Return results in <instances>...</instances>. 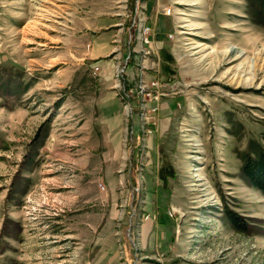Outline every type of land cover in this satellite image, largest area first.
I'll use <instances>...</instances> for the list:
<instances>
[{
    "label": "rangeland",
    "instance_id": "1",
    "mask_svg": "<svg viewBox=\"0 0 264 264\" xmlns=\"http://www.w3.org/2000/svg\"><path fill=\"white\" fill-rule=\"evenodd\" d=\"M0 133V264H264V195L242 174L264 148V27L246 0H0Z\"/></svg>",
    "mask_w": 264,
    "mask_h": 264
},
{
    "label": "trees",
    "instance_id": "2",
    "mask_svg": "<svg viewBox=\"0 0 264 264\" xmlns=\"http://www.w3.org/2000/svg\"><path fill=\"white\" fill-rule=\"evenodd\" d=\"M249 6L250 14L252 15L253 22H256L257 25H261L264 27V0H260V3H257L258 0H246ZM258 4V6H257ZM132 61L129 62L128 65H131ZM42 130L39 132L37 138H39V135L41 134ZM0 133V148H8L7 147V140L5 138H1ZM33 139L28 146H30L31 149H34V147L38 148L36 145V142L38 139ZM34 154V153H33ZM254 155L249 154L242 165V174L247 182L255 189H258L263 195H264V148L261 146H257L254 150ZM34 158V157H33ZM32 158V159H33ZM30 156H26L24 158V162L22 163V167L29 162V160H32ZM226 216L229 219V222L231 225L235 228V230L239 232H249L250 226L248 222L240 215L233 211L227 210ZM8 223V221H7ZM6 223V224H7ZM5 235V234H4Z\"/></svg>",
    "mask_w": 264,
    "mask_h": 264
},
{
    "label": "crops",
    "instance_id": "3",
    "mask_svg": "<svg viewBox=\"0 0 264 264\" xmlns=\"http://www.w3.org/2000/svg\"><path fill=\"white\" fill-rule=\"evenodd\" d=\"M166 17H160V19H162V20H164ZM166 19H168V18H166ZM165 19V20H166ZM146 22H144L143 24H141V20H140V23H139V25H138V27H139V29L141 28V25H144V24H146V25H153V24H155L154 22H148L147 20H145ZM158 25L160 24V21H159V23H157ZM158 25H156V26H158ZM159 28H160V26H159ZM159 30V29H158ZM140 32H141V29L139 30ZM160 31V32H159ZM156 34H155V36L153 35V40H154V44H153V48H154V50L155 51H161V50H164L165 48H166V44H164V43H162L161 42V38L162 37H164V38H167L168 39V41H169V34H164V33H162L163 31H161V28H160V30H159ZM141 38L139 37V38H137V40H139V41H141L140 40ZM140 43V42H139ZM99 47V46H98ZM144 46L143 45H141V43L138 45V47L136 48V50H135V52L137 53V54H139L138 53V51L139 50H141L142 48H143ZM152 48V47H151ZM97 60H99V57L98 56H96L95 57ZM102 68V67H101ZM110 68H111V64L108 62V63H106L105 65H104V67L102 68V70H103V73H104V75L105 76H107L109 73H111L110 72ZM114 89H116V87H112V90H114ZM120 102V101H119ZM120 104L122 105V103L120 102ZM118 108H120L119 106H117ZM106 110L107 111H111V108L109 109V108H106ZM118 111H120V109L118 110ZM113 116H116L115 114H112ZM119 122V123H118ZM120 122H122V120H120V121H118V119H117V117L115 118V120H114V123L115 124H117L116 126H114V130H115V132H117V131H119V129H118V124H120ZM113 129H112V132H113ZM9 218V217H8ZM6 220H7V218H5L4 219V221H3V223H2V225H1V229H2V226H4L5 225V223H6ZM10 221H11V219H9ZM1 235V234H0ZM2 240H5L6 241V243H7V240H11V238L10 237H8L6 234L5 235H1L0 236V242L2 241ZM12 241V240H11ZM6 245V244H5ZM0 247H1V245H0ZM2 251L3 252H5L6 253V255H5V258L6 257H8V253H10V251H13V247L12 246H10V247H2ZM11 261H14V260H11ZM8 264H9V262H7Z\"/></svg>",
    "mask_w": 264,
    "mask_h": 264
},
{
    "label": "built area",
    "instance_id": "4",
    "mask_svg": "<svg viewBox=\"0 0 264 264\" xmlns=\"http://www.w3.org/2000/svg\"><path fill=\"white\" fill-rule=\"evenodd\" d=\"M147 29L148 31L146 32V41L145 43L147 45H150L151 44V39H152V36L155 35V32H156V28H154L153 26H147ZM170 38L172 39L173 36H170ZM157 84H159V81L157 82ZM144 81L143 79L141 80V82L139 83V95L140 97L142 98V100H146V94H145V86H144ZM128 96V95H127ZM129 97V96H128Z\"/></svg>",
    "mask_w": 264,
    "mask_h": 264
},
{
    "label": "bare ground",
    "instance_id": "5",
    "mask_svg": "<svg viewBox=\"0 0 264 264\" xmlns=\"http://www.w3.org/2000/svg\"><path fill=\"white\" fill-rule=\"evenodd\" d=\"M146 31H148V29L146 30ZM146 41V37H145V40H144V42ZM145 45H147V44H145ZM151 45V44H150Z\"/></svg>",
    "mask_w": 264,
    "mask_h": 264
}]
</instances>
